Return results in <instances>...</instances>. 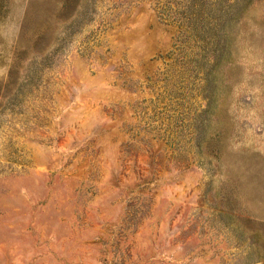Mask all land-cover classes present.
I'll list each match as a JSON object with an SVG mask.
<instances>
[{"label":"rangeland","instance_id":"374dc122","mask_svg":"<svg viewBox=\"0 0 264 264\" xmlns=\"http://www.w3.org/2000/svg\"><path fill=\"white\" fill-rule=\"evenodd\" d=\"M0 264H264V0H0Z\"/></svg>","mask_w":264,"mask_h":264}]
</instances>
